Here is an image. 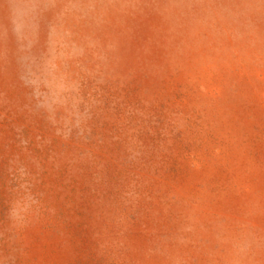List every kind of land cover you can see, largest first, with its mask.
<instances>
[{
	"label": "rangeland",
	"instance_id": "374dc122",
	"mask_svg": "<svg viewBox=\"0 0 264 264\" xmlns=\"http://www.w3.org/2000/svg\"><path fill=\"white\" fill-rule=\"evenodd\" d=\"M0 264H264V0H0Z\"/></svg>",
	"mask_w": 264,
	"mask_h": 264
}]
</instances>
